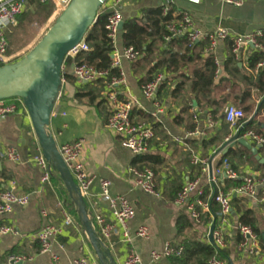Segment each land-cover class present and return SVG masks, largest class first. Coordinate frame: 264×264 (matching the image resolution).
<instances>
[{"label": "crops", "instance_id": "1", "mask_svg": "<svg viewBox=\"0 0 264 264\" xmlns=\"http://www.w3.org/2000/svg\"><path fill=\"white\" fill-rule=\"evenodd\" d=\"M112 4L113 0H108L106 8L110 12L118 11L124 22L133 18L142 19L144 10L148 8L164 7L188 13L195 27L205 33H212L218 28L226 29L230 37L220 40L213 51L205 49L203 53L205 57L213 55L219 63L221 78L216 83L213 98L220 101L221 105L218 108L205 104L199 106L188 90L181 96L174 97L172 90L182 78L178 74L169 73L164 75L168 82L159 89L156 100H149L142 91L145 83L142 79L146 77L148 67L143 64L134 68L132 62L122 59L121 67L126 76V84L119 86V98L122 101L136 100L132 121L154 127L155 137L147 155L158 156L163 160L161 165L154 166V170L150 168L156 175L159 196H155L137 188L129 171L131 167L141 169L140 155H135L124 147L120 137L106 126L111 113L105 96L106 83L104 86L102 83H91L97 96L93 103L86 97L77 98L76 94L85 92L86 89L82 87L83 82H78L73 75V62L65 64L61 94L47 130L58 147L74 141L83 142L80 160L88 174L94 178L90 194L84 198V202L97 242L93 244L91 241L79 208L54 161L51 162V181L44 185L41 183L42 171L33 162L41 146L26 108L19 105L15 113L0 117V146L14 147L21 156L20 161L0 158V192L13 189L19 195H29L31 201L28 205L15 206L10 214L0 215V225L15 229V233L0 237V264H7L11 254L26 256L27 259L22 264H73L74 260L81 257H87L92 264H124L132 252L143 262H150V253L153 250L162 251L168 242L182 245V241L197 240L212 244L207 233L214 222L213 218L204 214L203 222L197 224L190 217L187 206L175 204L178 193L172 190L173 185L183 187L188 181L200 179L205 186L204 199L212 207L215 192L220 190L225 194L231 193L236 181L217 178L216 184L208 183L207 173L203 171L201 163L193 162V155L202 159H214V166L228 158L241 175L264 174V168L258 165L254 154V159L253 156L252 159L249 156H231L232 152L243 147L240 144L230 147L226 155L222 152L216 155L228 138L234 137L250 122L252 124L248 130L264 136V104L260 107L264 95L259 93L257 86L264 67L251 65L253 54L261 51L253 46L246 47L240 59H236L232 52L236 36L257 32L264 34V0H246L240 7L225 4L221 0H123L117 5ZM262 40L264 42V37ZM116 47L120 52L125 48L122 31L118 35ZM180 73L189 74L191 68H182ZM69 76L75 78L74 81H69ZM244 76L249 77L250 82H246ZM222 78L229 82L221 81ZM243 91L249 92L245 105H252L253 111L245 120L233 126L224 119L225 109L232 105L234 95H240ZM157 102L163 109L161 122H156L154 116ZM196 115L198 120L195 119ZM209 117L214 126L208 123ZM196 131L200 132L195 133ZM259 155L264 158V151H259ZM100 180L110 181L112 196H125L129 200L136 212L129 222V228L134 233L140 226H147L148 238H134L132 243L125 241L121 227L116 225L109 211L108 202L100 196ZM263 195L264 187H261L260 197ZM235 198H238L239 205L255 212L258 225L264 230V202L232 194V199ZM215 207L218 209L213 212L218 213V204ZM65 213L70 214L72 224L65 226L63 232L52 241L50 252H42L37 233L46 224L62 223ZM98 214L103 215L105 224H115L117 232L105 236L102 224L96 220ZM185 219L190 226L181 228ZM238 222L240 213L237 203H233L231 226L225 231L226 244L223 250L226 260L231 259L234 264H264V250L260 243L254 253L240 250L243 237L236 229ZM53 255L58 257L57 261L53 260ZM195 262V257L186 263L179 261L178 257H170L154 264Z\"/></svg>", "mask_w": 264, "mask_h": 264}, {"label": "built area", "instance_id": "2", "mask_svg": "<svg viewBox=\"0 0 264 264\" xmlns=\"http://www.w3.org/2000/svg\"><path fill=\"white\" fill-rule=\"evenodd\" d=\"M42 3L50 0H39ZM61 10H64L72 0H55ZM123 0H113L112 5H117ZM197 1V0H191ZM223 3L240 7L246 0H221ZM108 0L102 7L107 6ZM29 3L28 0H0V67L9 63L11 60L8 52V38L7 30L12 25L16 24L18 18L26 11ZM114 7V6H113ZM123 21L121 14L118 11H112L108 17L106 24L107 35L114 46L112 67L118 70L117 75H112L110 70H97L93 66L87 63H73V75L78 82L90 83L97 80H108L106 82L105 96L109 103L111 113L107 120V128L116 134L121 139V144L131 150L135 155L147 154L151 150V142L155 137L154 127L150 124H137L132 121V110L136 104V100L130 99L128 101H122L119 98L118 88L119 86L126 84V76L122 70V59H126L130 62L138 60L141 56L140 52L135 50L134 47H125L122 52L117 50V38L121 29L120 23ZM169 32L171 37L182 36L188 34L191 42H198L205 40L209 43L206 51L211 52L216 47L220 40H226L230 37L229 32L224 28H218L212 33H205L197 29L194 25L193 19L188 13H184L182 20L170 24ZM168 37L167 40H170ZM264 34L257 32L254 34L236 36L234 39V46L232 48L233 56L236 59H240L244 48L253 46L255 49L263 53V57L258 63V67H264V42L262 38ZM89 50V45L86 40H82L67 54V58L74 59L80 52ZM65 59V60H66ZM217 67L219 63L215 60ZM64 67L62 70V80L64 81ZM219 73V69H218ZM164 80V75L159 74L153 80L143 84L142 91L145 98L149 100H156L160 86ZM19 105L25 107L21 98L15 100H0V117H4L13 114L17 111ZM163 109L159 102H157V110L154 113L156 122H161V114ZM245 117V113L242 109L233 105L227 106L225 109V120L233 126L238 123L240 119ZM198 120V115L195 116ZM208 123L210 126H214L212 118L209 117ZM196 131L195 133H199ZM192 133V134H195ZM241 138L248 140L253 146L264 147V136L254 130L242 131ZM233 137L228 138L226 142L230 141ZM76 185L78 190L71 193V196H81L86 198L90 194L91 186L94 183L85 165L81 162L80 156L83 150L82 141H74L64 144L58 147ZM222 152V151H221ZM220 152V153H221ZM219 153V154H220ZM0 158L20 161L21 156L19 151L14 147L2 148L0 146ZM33 162L38 166L41 171V183L47 184L51 181L53 175L52 163L47 160L43 150L40 149L39 153L34 156ZM193 162L195 164L201 163L203 171L207 173L208 183L216 184L217 178L229 179L233 181L241 180L239 185H236L231 193L225 194L220 190H217L214 194V201L219 206L218 213H214L210 204L204 199L205 186L200 179L188 181L178 193L175 204L179 206H187L190 217L197 223L203 222V215L208 214L213 218V221L218 218L216 228L213 233L215 245L219 249L225 247V231L231 226L230 216L233 212L232 194L249 197L251 199H260L264 202V195L260 197V188L264 187V174H245L241 175L239 171L232 165L228 158H224L214 166V159H202L198 155H193ZM212 162V172H210V163ZM130 173L134 177V183L137 188L159 196L156 189V175L150 168L139 169L131 167ZM111 183L108 180H100L101 193L100 196L103 200L108 202L109 211L113 216L116 225H119L122 230L124 239L128 243H132L134 238H148L149 229L147 226H140L133 233L129 228V222L135 217V209L129 200L125 196H112L110 193ZM31 201L29 195H19L13 189L0 192V215L10 214L14 207L17 205H28ZM46 215V212H43ZM96 220L99 224H102V230L105 236H110L117 232V226L115 224H105L103 215L98 214ZM72 218L69 213L64 214V220L60 224H46L37 233L38 240L41 244L42 252H50L52 241L63 232L65 226L72 224ZM236 229L243 237L242 242L239 245L240 250H247L250 253H254L259 246V237L254 230L241 222H238ZM15 233V229L12 226L0 225V237L6 234ZM210 229L208 230V237ZM185 248L181 244L166 243L162 251L153 250L150 253L151 261L143 262L141 258L132 252L128 255L124 264H154L163 258L181 257L184 254ZM26 256L11 254L8 257L7 264H22L26 260ZM53 260L57 261L58 257L53 255ZM73 264H92L87 257H81L74 260ZM208 264H228L226 260H223L217 256H213L209 259Z\"/></svg>", "mask_w": 264, "mask_h": 264}, {"label": "trees", "instance_id": "3", "mask_svg": "<svg viewBox=\"0 0 264 264\" xmlns=\"http://www.w3.org/2000/svg\"><path fill=\"white\" fill-rule=\"evenodd\" d=\"M48 2L42 3L39 0H28V7L35 3L46 4ZM24 13L22 15H24ZM110 14L111 12L106 7H101L97 22L92 26V28L88 30L86 34L85 40L89 45V50L80 52L73 60L67 58L64 64H70L71 61L77 64L87 63L97 70L108 69L112 75L118 74V70L112 67L114 46L107 35L106 29V24ZM182 17V11L176 10L174 8H148L144 10L142 19L133 18L124 22V26L121 30L124 45L125 47L132 46L135 50L140 52L141 56L138 58V60L132 62L134 68H138L143 64L148 67L146 77L142 79L143 82L146 83L151 81L159 74H178V76L182 79L172 90L174 97H179L184 94L186 90H188L193 94L194 100L199 106L205 104L208 106H216L218 108L221 103L220 101L218 102L215 98H213V93L216 89V83L221 77L218 73V67L216 65L214 56L210 54L207 57L203 56L204 50L208 47L209 43L204 40L191 42L188 34L171 37L169 32V25L181 21ZM9 29L10 27L7 30L8 55H10V42L8 36ZM168 37H171L170 40H167ZM175 48L179 50H176ZM262 57V52H255L251 58V65L255 67L260 62ZM185 67L191 68V73H180L181 69ZM235 69L238 68L235 66ZM74 79L75 78L73 77H68L69 81H74ZM243 79L246 82H250V78L247 76H244ZM223 80L226 79L222 78L221 81ZM107 81V79H100L95 82L83 83L82 87L86 89V91L78 92L76 97H86L90 103H93L97 96L95 88L91 83H102L104 86ZM226 81L229 82V80ZM167 82L168 78H165L160 88L164 87ZM257 86L259 88V93L264 95V72L260 74ZM248 96L249 92L243 91L240 95H234L232 98V105L242 109L245 113V117L240 119L238 123H241L243 120H245L248 117L247 115L253 111L252 105H245L247 103L246 100ZM15 99L16 98H11L9 100ZM190 105H192V102H190ZM251 124L252 122L245 125L242 131L244 132L248 130V127ZM157 125L158 124H156V126ZM205 145H207L206 142ZM262 150L264 151V147L260 149V151ZM232 153L233 154L231 156L233 157L249 156L251 158L253 156V153L244 146ZM255 161L257 160L255 159ZM140 162L142 163L141 169L148 167L154 170V166L156 167L157 165H161L163 160L158 156L143 154L140 155ZM258 165L264 168V164L260 163L259 161ZM239 184L240 181H236L233 183V186ZM180 186L179 184H174L172 190L175 193H179L182 189ZM238 202V198L232 199V203H237V209L240 213V222L250 226L254 230V232L258 235L259 242L264 250V230L258 225V219L255 215V212L251 208H245L244 206L239 205ZM212 203L213 211L216 212L218 209L216 208L217 206L215 207L216 203L215 201ZM217 222L218 218H216V223ZM186 226H190L187 219L183 221L181 228ZM182 245L184 246L185 251L181 257H178V260L181 262L186 263L190 260V258L195 257V264H208L209 259L213 256H217L223 260H226L224 255L225 251L223 249H219L215 243L210 244L197 240H186L182 241Z\"/></svg>", "mask_w": 264, "mask_h": 264}, {"label": "water", "instance_id": "4", "mask_svg": "<svg viewBox=\"0 0 264 264\" xmlns=\"http://www.w3.org/2000/svg\"><path fill=\"white\" fill-rule=\"evenodd\" d=\"M106 1L72 0L24 58L0 67V100L11 98L23 100L45 157L48 161L56 163L70 193L78 190V187L58 149L56 140L48 133L47 128L50 125L56 101L61 94L62 70L67 54L86 38L88 30L97 22L99 11ZM123 26L124 21L120 23L119 28L122 30ZM263 104L264 98L260 107ZM241 132L242 129L226 142L216 155L221 151L226 155L230 147L240 144L264 164V158L259 155L261 147L253 146L248 140L241 138ZM210 172H212V162ZM72 198L79 208L91 241L96 244L97 240L86 214L84 198L81 196ZM215 228L216 220L212 223L209 234L212 244L215 243L213 237ZM228 263L234 264L231 259H228Z\"/></svg>", "mask_w": 264, "mask_h": 264}, {"label": "rangeland", "instance_id": "5", "mask_svg": "<svg viewBox=\"0 0 264 264\" xmlns=\"http://www.w3.org/2000/svg\"><path fill=\"white\" fill-rule=\"evenodd\" d=\"M63 12L55 0L46 4H32L8 31L10 61L24 58L47 33L52 24Z\"/></svg>", "mask_w": 264, "mask_h": 264}]
</instances>
